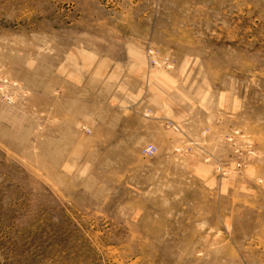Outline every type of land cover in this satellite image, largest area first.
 Masks as SVG:
<instances>
[{
  "label": "rangeland",
  "instance_id": "obj_1",
  "mask_svg": "<svg viewBox=\"0 0 264 264\" xmlns=\"http://www.w3.org/2000/svg\"><path fill=\"white\" fill-rule=\"evenodd\" d=\"M0 264H264V0H0Z\"/></svg>",
  "mask_w": 264,
  "mask_h": 264
}]
</instances>
